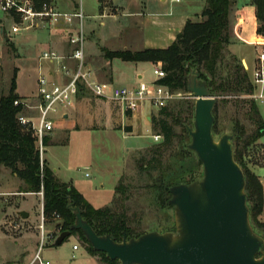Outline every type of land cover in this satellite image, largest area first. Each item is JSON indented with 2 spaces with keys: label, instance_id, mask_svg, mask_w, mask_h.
<instances>
[{
  "label": "rangeland",
  "instance_id": "obj_1",
  "mask_svg": "<svg viewBox=\"0 0 264 264\" xmlns=\"http://www.w3.org/2000/svg\"><path fill=\"white\" fill-rule=\"evenodd\" d=\"M105 1L100 6L99 0H75V4L72 0H53V5L56 11L62 12H74L83 7L85 51H90L91 54L87 67L96 71L101 80L129 87L136 86L141 80H155L156 65L118 58L108 60L103 48L116 50L125 46L145 47L143 40L153 37L152 29L146 28L147 13L163 7L162 3L160 0H114L118 4L115 5L112 0ZM203 1L206 3V0H182L181 4L196 10ZM239 1L245 3L247 0ZM246 8L247 12H252L250 5H246ZM104 12L105 15H102ZM232 12L231 21L235 22L234 10ZM1 19L4 21L0 28L3 26L6 33L3 34L0 30V97L9 93L17 70L16 93L20 99L35 102L33 99L37 97L39 89L37 64L39 53H42L41 40L47 36L51 27H33L15 32L12 29L13 22L5 18L3 12H0ZM76 23L79 27L78 19ZM253 24L252 15L246 13L244 37H250L254 30ZM260 24L258 22L257 28ZM9 36L11 40L7 41ZM259 36L261 40L257 43L264 50V34L260 33ZM253 49L249 43L240 47L244 51ZM226 54L227 60L231 62L232 52L226 49ZM46 63L49 65L48 61ZM54 66H58L56 61ZM220 68L222 73L226 72V68ZM254 70H248L252 79ZM137 73L143 74V77L138 78ZM180 92L183 96H177L171 102L189 98V91ZM189 99L195 101L193 97ZM79 101H82L79 128L62 129L55 134L56 125H62L63 118L61 114L50 115L56 125L48 135L51 141L45 144L43 157L56 178L74 186L96 208H102L113 205L116 186L123 177L129 194L123 207L129 227L136 232L167 231L175 228L173 210L161 207L155 201V193L147 186L151 179L137 165L141 153L161 140L155 141L152 123L144 117L157 113L159 108L147 103L143 113L134 118L132 113L129 114L114 100L102 99L88 93L77 102ZM257 102L264 118V98L257 99ZM234 112L235 108L231 104H221L220 132L215 133L217 137L224 132H233ZM24 114L38 122L37 110H26ZM178 131L182 132L181 127H178ZM247 153V167L258 175L264 187V136ZM20 181L10 168L0 167V264H21L24 256L30 254L32 258L38 250L49 264H106L102 255L88 253L78 235L72 234L61 245L53 246V239L49 237L50 230L55 231L53 226L57 221L54 220L61 222L63 219L55 214L53 220L49 221L53 223L46 225L42 242L39 226L42 195L39 192V196L20 193V188H24ZM18 209L27 211L29 217L23 219L17 213ZM118 210L121 211V208ZM257 220L264 222V204ZM255 229L259 231L257 227ZM58 233L57 230L55 235ZM75 243L80 246L78 250L73 248Z\"/></svg>",
  "mask_w": 264,
  "mask_h": 264
},
{
  "label": "trees",
  "instance_id": "obj_2",
  "mask_svg": "<svg viewBox=\"0 0 264 264\" xmlns=\"http://www.w3.org/2000/svg\"><path fill=\"white\" fill-rule=\"evenodd\" d=\"M34 1L39 9L49 0ZM231 1L206 0L202 18L188 20L183 30L167 47H148L140 50L103 48V51L108 60L118 58L128 62L161 63L166 75L159 80V83L172 91L187 92V76L191 68L198 65L201 77L208 81L212 94L217 98L214 108L215 133L220 132L221 104L234 106L235 158L246 176L252 224L264 237V222L257 220L264 204V187L258 175L247 167L245 161L246 156H249L247 152L250 148L264 136V118L257 99L253 97L257 91V85L248 69L236 55H231V62L227 60L226 49L231 42L233 8ZM252 1L256 6L257 20L261 23L257 28L256 41L259 42L261 40L259 34H264V0ZM220 66L226 68L225 73L220 71ZM16 77L17 70L9 93L0 97V167L10 168L24 182V188L21 191L43 190L44 214L47 220H53L55 213H59L63 218L61 222H56L59 233L70 229L75 220L74 214L67 208L69 196L81 208L83 216L98 234L111 233L120 241L125 235L129 238L144 233L136 232L128 225V218L123 207L129 194L123 177L116 186L113 205L96 208L74 186L59 181L46 162L42 171L37 136L32 129L18 122V114L25 113L26 110L21 105H15V100L21 98L16 93ZM194 109L193 99H179L160 107L157 113L151 115L153 131L161 135V140L141 153L137 165L151 179V183L147 186L152 188L155 193L154 199L161 207L171 208L168 199L170 198L169 188L172 185L190 182L201 174L202 163L195 153L186 147L190 141L186 125H192ZM178 127H181L182 132L178 131ZM49 140L50 138L46 136L44 145ZM118 208H121V211ZM72 234L78 235L88 253L102 255L106 264H120L118 259H110L106 253L96 251L82 230L74 229ZM57 235L54 234V236Z\"/></svg>",
  "mask_w": 264,
  "mask_h": 264
},
{
  "label": "water",
  "instance_id": "obj_3",
  "mask_svg": "<svg viewBox=\"0 0 264 264\" xmlns=\"http://www.w3.org/2000/svg\"><path fill=\"white\" fill-rule=\"evenodd\" d=\"M187 77L195 109L192 125H186L190 136L186 147L202 163V171L192 181L169 188L175 229L125 235L119 241L114 234H98L69 196L67 208L75 220L53 239V246L61 245L76 229L96 251L120 264H264V237L252 224L246 176L235 158L236 133L216 136L217 98L198 65ZM19 215L29 217L24 210Z\"/></svg>",
  "mask_w": 264,
  "mask_h": 264
},
{
  "label": "built area",
  "instance_id": "obj_4",
  "mask_svg": "<svg viewBox=\"0 0 264 264\" xmlns=\"http://www.w3.org/2000/svg\"><path fill=\"white\" fill-rule=\"evenodd\" d=\"M0 12L8 15L13 20V31L18 32L23 29L33 27H48L65 23L68 27L66 33L69 41L74 45L73 53L67 57L54 50H44L39 56L38 63V96L35 102L29 99H17L15 105H21L24 110H37L38 122L31 117H27L23 112L18 114V122L33 130L37 136V145L40 153V164L44 167V138L51 134L55 128L56 121L51 114H61L62 118L69 109L75 106L80 95L91 93L102 99L114 100L121 104L123 109L134 113L143 109L147 103L155 107H163L177 96H183L180 91H172L169 87L159 83L166 73L161 67V63L154 68L155 80L151 82L139 81L134 87L117 85L114 82L101 80L96 73L87 67L85 57V34L83 19L85 17L83 7L78 11L62 12L56 11L51 3H43L41 8L36 7L34 0H0ZM76 19L79 20L77 27ZM76 26V28H75ZM70 58L75 61L71 66L66 62ZM258 65L253 73V81L257 85V92L253 95L256 99L264 98V50L258 55ZM55 61L56 68H47L45 63ZM187 97H193L189 92ZM195 98V97H193ZM155 141L161 139V135L154 134ZM42 195V242L45 237V214H44V192ZM55 216L61 218L59 213ZM56 236L51 235L54 239ZM79 245L75 244L74 249ZM40 250L35 254L34 259L29 264H49L41 256Z\"/></svg>",
  "mask_w": 264,
  "mask_h": 264
},
{
  "label": "crops",
  "instance_id": "obj_5",
  "mask_svg": "<svg viewBox=\"0 0 264 264\" xmlns=\"http://www.w3.org/2000/svg\"><path fill=\"white\" fill-rule=\"evenodd\" d=\"M114 1V0H112ZM49 3H51L53 5V0H49ZM47 2V3H48ZM73 4H75V0H72ZM100 2V6H102L103 3H106L105 0H99ZM109 2V0H108ZM160 2L162 3L161 5H163V7H160L158 10L147 13V17H146V28H151L152 31L151 33L153 34L152 38H147L143 40V45H145V47L143 48H148V47H153V48H164L169 46L177 37L178 33H180L185 24L187 23L188 20H196V19H201L202 16V11L206 5V3L203 1L202 5L199 6V8H197L196 10H191L188 7L184 6L181 4L182 0H160ZM115 3V1H114ZM168 3V5H167ZM240 2L239 0H232V4H233V8L232 11L234 10V14H235V22H231V28H230V44L228 45L227 49L228 51H231L233 55H236L237 57H239L244 66L248 69V70H254L255 67L258 65V55L262 50L261 46L258 45L257 43V24H258V20L256 17V6L253 4L252 0H247L245 3ZM115 5H118L117 3H115ZM160 5V6H161ZM246 5H250L252 8V12L251 11H246ZM54 6V5H53ZM105 6V5H104ZM74 10V8H72ZM67 11H72V10H67ZM135 13V12H132ZM233 13V12H232ZM246 13H249V15H252V18L254 20V24H253V29L252 30V34H250V37H244L245 34V30H244V22H245V15ZM105 15V12L104 14ZM5 18H7L8 20L12 21V18L8 15H5ZM149 20H151L152 23L149 24ZM3 19L0 20V24H3ZM148 21V23H147ZM51 27L47 34L46 37H44L43 40H41V44L43 45L42 47V52L44 50H54L56 52H58L59 54L65 55L67 57H69L74 50V45H72L69 41V35L66 33L67 30V26L65 25V23H60L58 25H54V27L52 26H48ZM47 28V27H46ZM1 33L5 34V28L3 26H1L0 28ZM148 30V29H146ZM7 41L11 40V36L7 37ZM247 43H249L250 45L253 46V50L251 51H244V50H240V47L242 45H247ZM139 45V44H138ZM125 48H129L132 50H140L143 49L141 47H137V48H130L128 46H125ZM41 52L39 53L40 56ZM38 56V57H39ZM85 57H86V63L88 64L89 61V57H91L90 51H85ZM66 62L73 66L75 61L73 59L67 58ZM38 63H39V58H38ZM153 65H159V64H155L150 62ZM47 68H56L54 66L53 62H49L45 63ZM37 69H38V64H37ZM93 70V69H92ZM96 72V71H95ZM97 73V72H96ZM98 75V74H97ZM137 77L141 78L143 77V74L141 73H137ZM137 85V84H136ZM87 94H84L82 96L79 97V99L85 97ZM38 96V95H37ZM34 101L37 100V97L35 99H33ZM81 105H82V101H79L75 104L74 107H72L71 109H69L68 113L63 117V124L60 125L59 123L56 125V132L55 134H57V132H59L62 129H71V128H79L80 127V115H79V109H81ZM144 109V108H143ZM143 109H141L139 112H132V111H128L127 112L129 114H133L134 118L138 115H141V113H143ZM147 121L149 123H151V121H149V118L151 119V115H145L144 116ZM138 118V117H137ZM51 140H49L50 142ZM48 142V143H49ZM21 183L24 182L21 180ZM23 190L22 188H20V193L23 194H32V195H37V192H24L21 191ZM93 205V204H92ZM20 209H18L17 213L19 214ZM41 217H42V211H41ZM46 218V217H45ZM26 220V219H25ZM60 222L58 220H54V222ZM41 223H42V218H41ZM41 223L39 224V226L41 225ZM49 223H53L49 222L47 219H45L44 224H45V230H46V225H48ZM54 230L52 229V231L50 230V234L49 237H51V235H54L58 228L55 226ZM52 239V238H51ZM76 244V243H75ZM74 244V245H75ZM73 245V248H74ZM80 248V246H79ZM78 248V249H79ZM78 249H74V250H78ZM37 253V252H36ZM35 253V254H36ZM35 254L33 256H31L32 258H30V254L27 256L23 257V262L21 264H29L35 257ZM49 263V262H48ZM15 264H20V263H15Z\"/></svg>",
  "mask_w": 264,
  "mask_h": 264
}]
</instances>
